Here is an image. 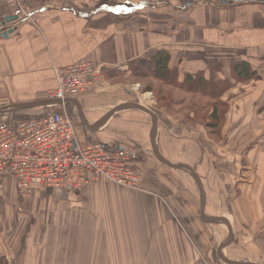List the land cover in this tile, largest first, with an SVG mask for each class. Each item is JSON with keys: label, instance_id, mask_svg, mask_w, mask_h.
I'll return each instance as SVG.
<instances>
[{"label": "crops", "instance_id": "crops-1", "mask_svg": "<svg viewBox=\"0 0 264 264\" xmlns=\"http://www.w3.org/2000/svg\"><path fill=\"white\" fill-rule=\"evenodd\" d=\"M212 1L219 6L225 2L51 0L30 4L32 20L21 22L7 36L0 34V108L56 99L45 97L48 90L57 88L56 68H65L81 59L102 67V88L66 99L78 141L136 147V165L142 172L146 191L154 184L145 178L146 168L153 162L149 155L153 120L149 113L132 106L137 102L133 100L136 82L125 84L120 79L126 77L124 73L132 60L148 57L158 49L167 50L181 81L188 73L208 70L211 63L221 64L223 75L229 76L231 64L244 60L263 76L255 83H237L222 97L230 104V110L220 140L203 136L197 141L191 130L195 126L151 100L150 110L160 114L155 134L160 152L171 161L195 169L203 183L205 212L218 217L213 222L202 219L201 239L206 246L196 243L202 251L189 243L190 234L186 240L182 237L188 232L185 221L189 215L181 206L184 202H179L176 187L172 186L168 200L158 194L159 199L138 197L136 201L133 196H114L109 206L98 207L97 203L103 202L94 205L84 196L96 200L111 191L110 184L117 185L102 179L97 187H84L78 195L74 191L72 195L79 196L81 201L63 196L54 199V203L39 197L41 192L52 194L50 189L37 187L34 198L26 203L19 201L13 180L5 178L0 180V257H5L7 264H99L100 249L91 250L90 258L84 259L80 246L85 235L92 236L97 244H106L107 264H226L219 252L233 261L264 264V2L231 0L233 4L221 5L226 9L216 13L203 6ZM254 2L259 6L251 7ZM12 10L13 6L0 0V22L12 15ZM59 105L31 110L48 113L56 111ZM191 193L198 198L192 188ZM53 204L59 206V219L68 227L57 229L56 236L63 238H51L46 229L41 240L36 221L41 212L51 211ZM133 204L139 211L136 220L132 219L133 223L124 228L123 239L112 238L102 226L97 229L101 208L106 211L115 207L121 218L125 213L122 208L127 212ZM199 206L201 215V195ZM94 209L98 212L97 227L92 223L78 224L82 215L87 219L90 214L93 217L94 213L89 212ZM79 211L81 216L76 215L75 225L70 227L72 216ZM24 224L26 228L21 230ZM187 241L189 244L183 245ZM68 242L73 245L71 248L78 243L80 251L75 255L81 256H70ZM34 244H42V259L29 258V253L40 248ZM58 244L59 250L53 253L52 245ZM61 249L68 253L61 255ZM117 251L123 254L118 255ZM53 254L59 259H53Z\"/></svg>", "mask_w": 264, "mask_h": 264}, {"label": "built area", "instance_id": "built-area-1", "mask_svg": "<svg viewBox=\"0 0 264 264\" xmlns=\"http://www.w3.org/2000/svg\"><path fill=\"white\" fill-rule=\"evenodd\" d=\"M4 1L13 6L12 15L17 17L8 28H15L23 21L32 20L30 4L51 0ZM55 71L57 88L48 90L45 97L61 101L56 111L18 122L12 117L0 121V180L12 179L22 199L32 197L37 187L72 193L102 178L131 191L146 192L136 165V147L78 141L66 99L102 88V67L81 59Z\"/></svg>", "mask_w": 264, "mask_h": 264}, {"label": "rangeland", "instance_id": "rangeland-1", "mask_svg": "<svg viewBox=\"0 0 264 264\" xmlns=\"http://www.w3.org/2000/svg\"><path fill=\"white\" fill-rule=\"evenodd\" d=\"M223 1H231V0H223ZM213 2L214 1H212V3L209 2L210 4L208 3L207 5H203V6H207L213 10H216V13H218L219 11H223V9H226V6H221V5L219 6V5L214 4ZM250 6L251 7H258L259 3L254 2V3H251ZM260 7H263V5H260ZM124 74L126 75V77H120V79L123 80L125 82V84L134 81L137 83V84L135 83V85H138V87L133 90V93H134L133 94L134 95L133 100L136 99L135 101L139 102L140 104H142L143 106H145L147 108H149L150 104H152L151 100H153V99L156 100L159 97L156 94L157 91H160V93H168V96H173V97L176 96L175 98H177V99H181V100L185 99L186 100L185 103L186 102L191 103V104L195 103L196 106H194V107H197L200 103H206L208 100L206 97H202L200 95H187L186 93L180 91L179 89H175V88H172L170 86L164 85L162 82L157 81L155 79L150 78V79H143L142 80V79H137V78H131L126 73H124ZM139 82L142 83L141 86L139 85ZM135 85H134V87H135ZM148 85H151L152 88H154V92H144V89ZM147 93L149 95L148 101H144L143 96ZM130 98H132V96ZM140 99H141V101H140ZM149 109H151V108H149ZM36 114H42V110L22 111L19 113H14L13 115H11L9 117L4 116V115H0V121H2V120L5 121V120L9 119L10 117H14L15 115H19L18 117L21 118V117H31V116L36 115ZM204 116L205 115H201V118L204 119ZM198 123L202 124V122H199V121H198ZM194 126L195 127H192L191 130L193 131V133L196 137V140L198 141L200 139H203V136H205V135H204L201 127H198L197 125H194ZM149 150H150V148H149ZM151 150H152V147H151ZM152 161L153 162L150 163L146 168L147 176L145 175V178L148 179L149 181L154 182V184L152 185L151 188L147 187L146 193L145 192H138V191H131L127 188L123 189V188H119L120 186L117 187V186L110 184V187H112V189H110L111 191L108 193L105 192L104 194H102L100 196L99 199L95 200V197H92L90 195L84 196L83 199L91 200L92 204H94V205H95V202H103V203H97L98 207H101L104 205L109 206L110 205L109 201H110L111 197H114V196L115 197L117 196L118 198H132V196H133L135 199L134 201H136V199L138 197H140V198L153 197L154 199H159L158 197H156V194H158V195H160V196H162L168 200V193L173 190L172 186L176 187L175 188L176 193L178 194V196L180 198L179 202H184V204L181 206H183L185 212L188 213V215H189L187 217V219H189V220L185 221L186 222V228H187L188 232H186V234H184L182 237H183V239L186 240L190 234L191 239L189 238V243H191L192 245H193V243L195 245H197L196 243L198 242V243H201L203 248H204V246H206V244H205L204 240L201 239L202 230L200 229V227L202 225L201 224L202 220H201V216H200L199 199L191 193V188H192L194 191H196V194L200 196L199 189H198L194 179L192 178V176L190 175V173L188 171L172 169V168L168 167L167 165L162 164L154 156H152ZM102 179H104V178H102ZM102 179H100L99 182H101ZM167 181L170 183L169 185L167 184ZM108 182H110V181H108ZM156 182H158V183L156 184ZM98 183H93V184L87 185L85 187L93 186V185H94L93 187H97L98 185L101 184V183L100 184H98ZM110 183L115 184L113 182H110ZM107 185H109V184H106V186ZM115 185H117V184H115ZM49 191L52 194L56 195V197L50 193H48V195L44 194V192H41V195L39 197H43L44 199H47V198L51 199L52 203L55 202L54 199H57L58 197L61 198L63 196L68 200H73L74 198H76V200L81 201L79 196L74 197V195H72V193H69V192L57 193V192H54L52 190H49ZM32 198H34V197L32 196V197H29V198H26L23 200H22V198H19V201L28 203L27 201H30ZM190 202H191V204H190ZM22 206H23V204L20 205V208H22ZM134 206L136 209L133 208ZM58 207L59 206H56L55 204H53L51 211L48 210L45 212L46 214L44 212H41L39 214L38 220L36 221V225H38V235L40 234L41 240L43 239V237H42L43 232H45L46 229H49V231L51 233V238L52 237H55V238H63L64 237V236H62V237L56 236L57 235V229H61V226L64 227V229H66L68 227V226L64 225V222L60 221L59 216H58V210H60V209ZM113 208H114V210H109L106 208V211H103L105 208H101L102 213H100V215H99L101 217V221H100V224H99L97 229H99L102 226L106 231L109 232V234L111 235L112 238L123 239V235L125 233L124 228L129 227V224L133 223V220L134 221L136 220L139 208L135 204L129 206V208L127 209V212L124 208H122L125 211V213H123L122 217H124L125 219H123L122 217L120 218L117 211L115 210V207H113ZM178 208L180 211L181 207L178 206ZM69 209H71V208H69ZM97 210H98V208H97ZM81 212L82 211L76 212V214L73 212L75 214V216H72V222L73 223H71L70 227H74L76 215L80 217ZM89 213H94L93 217H96V221L94 220V218L92 217L91 214H90V218H88V219L86 218L85 215H82L83 217L78 221V224L82 223L84 225H88L89 223H92L94 225V228H95V227H97V214L96 213H98V212H95V209H94V210H91ZM127 213L129 214V216ZM24 222L21 221L22 224ZM26 224H27V222H26ZM26 224L22 225L21 230L26 228ZM51 225H53V226L50 227ZM126 225H127V227H126ZM97 229H94V233ZM35 230H36V228H35ZM89 230H90V228H89ZM197 239H198V241H196ZM189 243L187 241L186 244H183V245L187 246V244H189ZM34 246H36L37 248L38 247H40V248L34 254L29 253L30 254L29 258H31V259H33V258L40 259L41 258L42 259L43 254L41 253V250H40V249H42V244L41 245L34 244ZM60 246L61 245H59V244L58 245H52L53 253H54V251L57 252L59 250ZM63 246L65 248V245H63ZM72 246L73 245L71 243H69V242L67 243L68 249L71 250L70 256H77V257L81 256V255H75V253L77 251H80L79 247H78V243L75 244L74 248H71ZM106 247L107 246H106V244H104V242L97 244V242H95V241L93 242L92 236L85 235L84 243L80 246V249L81 250L83 249L84 259L86 257L90 258L91 250H93L95 248L97 250L100 249L101 252L98 253V257L100 256L99 264H107L106 260L108 257V253L106 251V249H107ZM198 248L200 250L202 249L199 246H198ZM212 252H213V254H212V257H213L215 255V249H212L211 253ZM66 253H68V252L65 251L64 249L60 250L61 255L66 254ZM116 253L118 255L123 254L122 251H119V252L117 251ZM98 257H97V253H96L95 259L97 260ZM23 258H25V253H24ZM52 258L53 259L54 258L59 259V257H57V256L54 257V254H53ZM89 262L91 263V261H89ZM217 263H219V262L213 261V264H217Z\"/></svg>", "mask_w": 264, "mask_h": 264}, {"label": "trees", "instance_id": "trees-1", "mask_svg": "<svg viewBox=\"0 0 264 264\" xmlns=\"http://www.w3.org/2000/svg\"><path fill=\"white\" fill-rule=\"evenodd\" d=\"M126 74L131 78L142 80L150 78L155 79L162 82L164 85L179 89L187 95H200L206 97L208 99L207 102L200 103L197 107H194L196 106L195 103H185V99H177L173 96H168V93H160V91L156 92L159 97L155 99L158 106L165 108L169 114L180 116L184 121L190 122L191 125L201 127L205 136L217 140L222 138V131L230 110V104L222 99L225 93L239 82L255 83L263 79L259 71L256 70L249 61L244 60L231 64L229 76L223 75L221 64L211 63L209 64L208 70L188 73L181 81L179 80L178 68L171 66V55L164 49H158L148 57H140L132 60ZM144 92H154V88L148 85L144 89ZM0 115L11 116L9 113ZM41 115H43V113L31 117ZM156 115L160 116L158 112ZM201 115H205L204 119L201 118ZM18 116L19 115H15L12 118L16 122L31 118H19ZM198 121L202 122L203 125L198 123ZM187 143H190L189 150L191 151V141ZM194 147L199 148L197 145ZM149 155L155 157L151 148ZM165 158L168 159L167 157ZM168 160L171 161L170 159ZM141 184L143 185L142 173ZM197 196L199 199V195ZM0 264H7L5 257H0Z\"/></svg>", "mask_w": 264, "mask_h": 264}, {"label": "water", "instance_id": "water-1", "mask_svg": "<svg viewBox=\"0 0 264 264\" xmlns=\"http://www.w3.org/2000/svg\"><path fill=\"white\" fill-rule=\"evenodd\" d=\"M236 1L237 2H246V1L264 2V0H236ZM233 3H234L233 1H225V2H222L220 5H231ZM16 19H17V17L15 15H10V16H7L4 21L0 22V34L2 36H7V34H9L13 31L11 28H8L7 24L16 20ZM59 104H61V101L58 99H45V100L31 101V102H26V103H19V104H14V105H10L7 107L0 108V114H7V113L14 114V113L19 112V111L31 110V109L38 108V107H46V106H50V105H59ZM132 106L136 109H140L141 111L149 113L152 117L153 128L151 131V147H152V151H153L155 157L162 164L167 165L170 168L181 169V170L188 171L190 173V175L192 176V178L194 179L195 183L197 184V186L199 187V190H200L201 217H202V219L205 221H208V222H213V221L217 220L218 217H215L213 215H209L205 212V192H204V188H203V183H202L199 175L196 173L195 169L191 165L186 164V163L171 162L168 159H166L162 155V153L160 152L158 145L156 143V139H155L157 124H158L156 113L153 110H150L149 108H147V107H145L142 104L137 103V102L133 103ZM72 194H74V192H72ZM75 194L78 195L79 192L76 191ZM218 255H219L220 259L223 262H225L226 264H249V263H245V262H238V261L230 260L227 257H225V255H223L221 252H219Z\"/></svg>", "mask_w": 264, "mask_h": 264}, {"label": "bare ground", "instance_id": "bare-ground-1", "mask_svg": "<svg viewBox=\"0 0 264 264\" xmlns=\"http://www.w3.org/2000/svg\"><path fill=\"white\" fill-rule=\"evenodd\" d=\"M149 95L148 93L143 96L144 101H148ZM18 195V194H17ZM19 197V196H18ZM20 198V197H19ZM23 200V199H22Z\"/></svg>", "mask_w": 264, "mask_h": 264}]
</instances>
